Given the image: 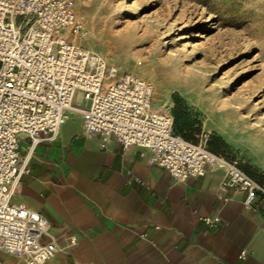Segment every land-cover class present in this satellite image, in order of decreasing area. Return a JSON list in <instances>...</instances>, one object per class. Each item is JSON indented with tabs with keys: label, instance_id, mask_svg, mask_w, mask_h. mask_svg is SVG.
Here are the masks:
<instances>
[{
	"label": "crops",
	"instance_id": "crops-1",
	"mask_svg": "<svg viewBox=\"0 0 264 264\" xmlns=\"http://www.w3.org/2000/svg\"><path fill=\"white\" fill-rule=\"evenodd\" d=\"M83 108L82 94L73 98ZM82 115L69 112L55 139L29 156V172L12 202L44 214L57 245L45 264H260L264 261V200L245 208V191L222 185L214 163L185 181L149 161L150 151L114 137L82 135ZM21 148L24 158L29 145ZM222 147L212 148L221 155ZM219 216L207 226L205 216ZM75 243H70V238ZM50 239L42 237L45 242ZM246 250L241 258L239 254ZM5 264H24L0 251Z\"/></svg>",
	"mask_w": 264,
	"mask_h": 264
},
{
	"label": "built area",
	"instance_id": "built-area-1",
	"mask_svg": "<svg viewBox=\"0 0 264 264\" xmlns=\"http://www.w3.org/2000/svg\"><path fill=\"white\" fill-rule=\"evenodd\" d=\"M82 30L73 0H0V251L24 264H45L57 251L46 216L13 203L12 197L29 172L30 153L45 137L56 138L72 110L82 115L83 136L99 135L104 142L114 137L123 147L147 149L149 161L179 181L220 165L222 185L245 191L244 207L251 208L262 189L238 161L211 152L207 134L199 143L175 134L170 109L152 107L153 84L120 73L77 44L74 38L83 36ZM77 92L83 108L73 105ZM203 221L215 227L221 219L205 216ZM44 236L50 239L42 242ZM0 264L5 263L0 259Z\"/></svg>",
	"mask_w": 264,
	"mask_h": 264
},
{
	"label": "rangeland",
	"instance_id": "rangeland-1",
	"mask_svg": "<svg viewBox=\"0 0 264 264\" xmlns=\"http://www.w3.org/2000/svg\"><path fill=\"white\" fill-rule=\"evenodd\" d=\"M73 2L75 42L149 80L174 132L192 143L207 134L208 149L236 159L264 200V0Z\"/></svg>",
	"mask_w": 264,
	"mask_h": 264
},
{
	"label": "trees",
	"instance_id": "trees-1",
	"mask_svg": "<svg viewBox=\"0 0 264 264\" xmlns=\"http://www.w3.org/2000/svg\"><path fill=\"white\" fill-rule=\"evenodd\" d=\"M173 119H174V117H173ZM173 132H174V129H173ZM175 133V132H174ZM176 134V133H175ZM178 135V134H177ZM212 152V151H211Z\"/></svg>",
	"mask_w": 264,
	"mask_h": 264
},
{
	"label": "bare ground",
	"instance_id": "bare-ground-1",
	"mask_svg": "<svg viewBox=\"0 0 264 264\" xmlns=\"http://www.w3.org/2000/svg\"><path fill=\"white\" fill-rule=\"evenodd\" d=\"M115 58V57H114ZM164 106V105H163ZM156 109H157V107H156Z\"/></svg>",
	"mask_w": 264,
	"mask_h": 264
}]
</instances>
